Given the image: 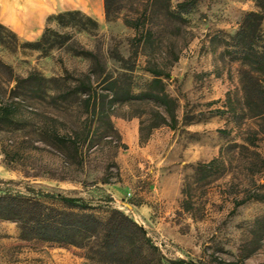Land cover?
I'll list each match as a JSON object with an SVG mask.
<instances>
[{
  "label": "rangeland",
  "instance_id": "obj_1",
  "mask_svg": "<svg viewBox=\"0 0 264 264\" xmlns=\"http://www.w3.org/2000/svg\"><path fill=\"white\" fill-rule=\"evenodd\" d=\"M182 1L121 0L118 18L107 20L104 0H0V23L19 44L39 41L47 28L71 38L53 50L0 46L17 76L35 77L12 98L14 84L0 74V104L21 119L0 127V193L81 197L101 219L119 209L144 226L167 264H264V163L252 150L228 147L250 135L264 160V122L246 108L244 66L232 41L258 0H195L180 20L174 13ZM74 10L94 18L98 30L65 29L54 20ZM138 18L151 35L126 24ZM81 52L93 53L96 63ZM151 68L170 75L163 80L178 103L174 127H152L158 111L169 118L152 100L111 101V81L135 94L148 91ZM83 84L92 85L96 114L87 95L53 94ZM54 129L80 138L77 156L51 143ZM219 157L214 170L199 173V164ZM0 264L112 263L82 247L25 239L18 223L0 218Z\"/></svg>",
  "mask_w": 264,
  "mask_h": 264
},
{
  "label": "trees",
  "instance_id": "obj_2",
  "mask_svg": "<svg viewBox=\"0 0 264 264\" xmlns=\"http://www.w3.org/2000/svg\"><path fill=\"white\" fill-rule=\"evenodd\" d=\"M172 0H166L169 5ZM195 0H183L177 4V12L174 15L182 20V14L188 13ZM121 0H104V11L107 20L118 18ZM258 11L249 12L245 15L237 33L232 36L236 60L240 61L244 69L241 72V82L245 93V104L251 117L258 118L264 122V37L262 35V24L264 22V0H258ZM58 24L65 29L72 30H98V22L82 11L74 10L60 13L54 18ZM126 24L137 31L142 37L151 35L141 28V19H126ZM71 38L68 34H59L46 29L42 38L37 42L19 44L17 35L0 23V46L7 49H31L37 51L53 50L69 45ZM80 55L87 59L95 60L97 57L91 52H81ZM154 78L149 84V90L135 94L131 89H121L116 81H111L109 90L113 92L112 102H128L136 99H149L165 106L169 118L158 111V121L152 127L161 125H176L177 100L166 90L163 77H170L164 71L151 68L149 70ZM0 74L7 75L9 81L14 85L11 87V97L18 98L25 83L35 79L34 74L28 78L17 76L13 68L5 64L0 58ZM44 82H57L47 80ZM92 85H79L74 93L63 88L54 90V95L66 98L70 94L76 96L87 95L85 100L87 106L93 103V112L96 114L97 99ZM11 105L0 104V127L17 125L18 119ZM108 124L114 128L109 115H106ZM104 117V118H105ZM91 127V126H90ZM264 133V124H263ZM90 130H88V133ZM88 135H86L87 138ZM257 137V135H256ZM51 143L61 148L68 149L77 156L80 149V138L70 134L62 135L57 129L49 133ZM244 142L230 143L229 148L248 150L252 152L257 161L264 160L261 153L251 147L256 146V139L247 136ZM62 144V145H61ZM66 152V151H65ZM222 159L214 158L209 162L199 164V173L211 172L222 163ZM208 176V173L204 175ZM258 199L260 195H256ZM51 201V202H50ZM63 204L64 208L55 206L53 203ZM94 207L81 197L67 196L62 193L46 190L27 189V192L6 189L0 193V218L18 223L21 236L25 239H38L44 242L55 243L60 246H78L87 249L92 258H97L104 263L112 264H167L159 247L148 235L144 226L119 209H111L106 219L99 218L94 212ZM264 226V219L260 220ZM186 263L185 260H180ZM191 263V261H189Z\"/></svg>",
  "mask_w": 264,
  "mask_h": 264
}]
</instances>
